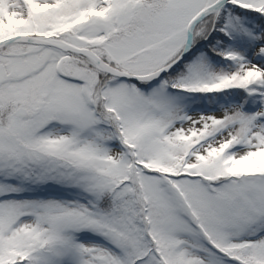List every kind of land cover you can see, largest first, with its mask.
Listing matches in <instances>:
<instances>
[{
  "label": "snow or ice",
  "instance_id": "1",
  "mask_svg": "<svg viewBox=\"0 0 264 264\" xmlns=\"http://www.w3.org/2000/svg\"><path fill=\"white\" fill-rule=\"evenodd\" d=\"M0 264H264V0H0Z\"/></svg>",
  "mask_w": 264,
  "mask_h": 264
}]
</instances>
